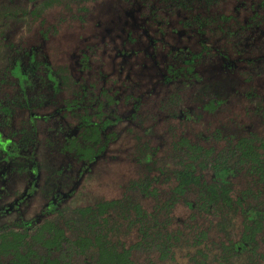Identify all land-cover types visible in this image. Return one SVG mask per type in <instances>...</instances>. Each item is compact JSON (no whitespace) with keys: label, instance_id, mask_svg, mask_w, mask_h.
I'll return each instance as SVG.
<instances>
[{"label":"rangeland","instance_id":"obj_1","mask_svg":"<svg viewBox=\"0 0 264 264\" xmlns=\"http://www.w3.org/2000/svg\"><path fill=\"white\" fill-rule=\"evenodd\" d=\"M16 2L28 9L36 4L33 0H16ZM142 2L88 0L69 4L68 10H65L55 1L52 5L41 7L40 17L43 23L38 21L29 28L24 24L16 29L12 26H9L10 29H5L7 42L15 46L19 45L20 49L25 50L37 46L38 50L42 51L38 53L41 65L46 59L54 68L65 66L80 80L79 84H76L73 77H67L66 83L61 84L59 92H54L48 86L41 87L44 95L54 97L56 93V98L49 103L44 100V106L37 110L38 118L34 122L35 144L32 148L31 145L23 148V152H33L28 165L35 162L38 167L36 181L32 179V175L27 174V171L20 169L22 156L11 163L6 160L5 153L0 149V224L39 223L46 215L38 217V214L43 211L48 201L57 197L56 194L60 195L56 209H75L93 205L98 199H120L128 193L147 212L152 213L159 204L168 200L177 184L174 172L179 167L181 162L179 154L183 155V150L176 154L175 148L172 149L173 143L186 139L222 151L227 148V138L215 140L212 137L205 139L202 136H210L216 128L225 125L226 131L230 129L228 132H234L238 128L241 131L249 130L264 136V121L255 113L257 99L259 95L264 94V64L259 63L256 65L258 67L254 68L255 65L246 62L244 55L231 51L230 43L224 40L226 29L236 28V26H228L229 21L243 22V18L254 12L256 16H264V8L260 10L256 7L258 0H223L215 5H212V2H205L200 7L196 6L195 11L201 10L209 16L210 24L203 32L211 51L195 63L194 72L190 73L189 78L181 77L179 72L175 78L166 68L169 63L177 67L178 62H172L175 57L169 50L170 46L161 44L160 34L153 29L155 27L152 28L162 17L158 15L159 11L153 12L149 4ZM80 7L85 9L76 10ZM218 10L222 11V15L237 16H233L223 25L217 22L215 12ZM212 14L214 16H211ZM144 16L154 20L144 21ZM176 16V14L172 16L171 26L180 28L182 25L177 23L179 17ZM147 26L151 29H146L149 34L144 35V28ZM239 27L244 28L242 25H237V30ZM250 29L256 40L253 48L254 56L261 55L264 53L262 47L264 43L259 41L264 40V20L260 19ZM169 30V27L166 28L165 37L173 45L176 38L173 34L171 36ZM245 33L243 31L233 35L232 40ZM192 34L191 38H185L184 41L190 42L194 51H200L198 42L201 36L197 32ZM148 35L154 40L159 39V43L153 49ZM82 50L88 52V57L83 59L87 65L80 72L81 63L78 62L76 55ZM222 50H225L226 56L224 53H219ZM231 61L236 65H230ZM9 67L8 62L5 68L10 71ZM68 71L71 73L70 70ZM8 76L11 78L10 75ZM166 76L171 78L170 81H165ZM10 78L0 83V87L5 84L2 86L5 91L2 92H11L8 83L11 84L14 79ZM81 84L91 87L86 99L89 106L92 100L96 102L99 96L102 97L98 100L100 103L105 101L108 104V98L102 96V90L106 91L107 95L115 94L120 98L116 113L112 111L120 116V119L105 131L110 137L104 142L105 147L90 164L78 159L76 155L78 152L70 149L67 152L63 151L69 138L74 137L69 133V129L77 125V116L71 114L72 110L69 112L62 106H65L68 100L77 99L76 91ZM214 86L219 96L223 93L227 94L228 101L222 108L215 109L212 113L196 109L199 107L196 106L197 102H210ZM173 91L175 97H172ZM247 93H254L255 96L248 97ZM138 96H140L139 108L133 119H130L131 112L134 113L131 102ZM172 99L178 101V111L182 110L187 114L191 109L188 117L165 116L170 113L165 108H171ZM19 107L14 108L11 115L10 123L15 131L23 126L29 127L30 110ZM160 108L164 109L160 110ZM91 111H94V108ZM2 129L5 134L11 132L6 125L2 126ZM13 135H15L14 141L20 138V134L13 133ZM143 145L147 146L146 153H143ZM150 150L153 151L151 161L145 162L141 158ZM2 170L7 171V175L3 178H1ZM205 173V180L209 181L213 171L209 170ZM144 176H153L148 189L154 190L155 195L144 196L138 188H131L133 181ZM226 178L231 181L232 195L237 194L246 182L251 180L250 177L243 175L237 177L229 175ZM33 182H35L34 186ZM189 197L194 200L197 195L194 192ZM159 214L163 215L160 211ZM169 215L171 221L167 224V228L170 231L181 232L172 247V253L169 254L173 258L163 259L155 249L149 251L132 249L131 259L134 264H195L197 260H202V264H226L222 252L224 245L239 242L243 231V215L240 211L233 214L231 224L225 229L221 227V222L219 223L223 218L219 213L213 214L188 206L182 197L175 202ZM202 231H205V235L201 238L198 234ZM122 238L126 246L135 243L137 230H131ZM257 239V254L250 256L249 252L243 250L240 256L232 259L233 264H243V262L264 264V226L258 233ZM197 250H201L205 256L199 254Z\"/></svg>","mask_w":264,"mask_h":264},{"label":"trees","instance_id":"obj_2","mask_svg":"<svg viewBox=\"0 0 264 264\" xmlns=\"http://www.w3.org/2000/svg\"><path fill=\"white\" fill-rule=\"evenodd\" d=\"M53 1L59 0H41L40 4L46 7ZM40 4L32 11L35 18L40 16ZM13 6H5L0 11V17L12 20L26 14L25 9ZM25 58L26 61L21 57L12 61L13 74H18L23 68L25 73L31 71L33 54ZM1 60L6 64V57L0 55ZM47 72L51 73V70L47 69ZM26 76L23 74L19 80ZM49 77L53 78L52 74ZM214 93L211 94L210 102L199 109L212 113L219 106V99L213 103ZM260 110L258 113L264 116L263 107ZM106 124L102 122L87 128L92 129L93 134L86 136L85 142L79 146L78 152L83 157L92 159L105 147L106 138L100 137V127ZM223 131L221 128L216 129L212 138L219 140L221 134L224 135ZM225 138L228 141L227 148L233 151L216 152L212 147L207 148L186 139L177 142L176 154L183 150V155L179 154V167L174 172L177 184L168 200L159 204L152 213L125 193L120 199H98L93 205L59 209L53 216L34 225H0V264H134L131 259L132 249H155L163 259L173 258L169 254L181 232L170 231L167 224L171 221V208L181 197L188 206L213 214L219 213L223 217L219 223L225 229L231 224L233 214L241 212L243 231L239 242L225 244L223 247L226 264H233L234 255L240 256L243 250L249 252L250 256L256 255L258 233L264 226V137L242 135L233 142L234 136L230 133L225 134ZM91 141L98 144L93 145ZM74 143L75 140H72ZM151 156L148 154L144 158L145 162H150ZM229 160L232 161L231 165L227 164ZM209 170L213 171L214 177L208 181L205 180V171ZM226 175H243L251 180L234 196L231 194V181ZM152 179L153 176H144L134 181L131 188H138L144 196L155 195L154 190L148 189ZM194 192L197 198L192 200L189 196ZM133 229L137 230V240L126 246L122 237ZM204 235L205 231L198 234L201 238ZM197 251L204 255L201 250ZM195 262L203 263L202 260Z\"/></svg>","mask_w":264,"mask_h":264},{"label":"flooded vegetation","instance_id":"obj_3","mask_svg":"<svg viewBox=\"0 0 264 264\" xmlns=\"http://www.w3.org/2000/svg\"><path fill=\"white\" fill-rule=\"evenodd\" d=\"M32 1V0H31ZM36 1V4L34 3L33 8H25L24 5L22 4H18L16 2V0H2L0 1V11L7 5H14L13 7L16 8H23L25 9L26 14L22 17V18H15L12 20H6L4 18H1V24H0V55L6 57V64L9 62L10 63V71L8 69H6V64L3 63V60L0 61V80H1V84H2V80H9V76H11L10 79H14L12 80V83H8V85L11 87V92L7 93V92H2L5 91L2 86L5 85L3 84L0 87V149L5 153V157L6 160L8 162H13V160L15 161V159H17L19 156H22V162L20 164V169H22L23 171H27V174L32 175L33 176V180L36 181L35 179H37L36 176L38 174V167L35 165V162L30 163L28 165V162H31V155L33 154V152L31 153H26L23 152V150L25 148H27L26 145H31V148L33 147L32 145L35 144V140H36V136H35V120L38 118L37 115V110L42 108L44 106L45 103H43V101L45 100L46 102H53V100H55L56 96L54 94L53 96H47L44 95L43 90L41 89V87H47L51 88L54 92H59L60 88H61V84H65L67 77H73V80L75 81L76 84H79V80L80 78L74 76V73L72 72L71 69H68L65 66H57V67H53L52 64L48 61V60H44L43 61V65H41V63L39 62V57H38V53L42 51L38 50L37 46L31 47L28 50L25 49H20L19 45H12L9 42L6 41V36H5V29L9 28V26H12V28L16 29L21 27L22 25H27V28L33 26V23H36L39 21V23H43V19H41V15L39 16L40 18H35L34 16H32V11L36 8V6H38V4H40L41 0H33ZM88 0H59L57 1L58 5H62L63 8L65 10H68L69 8V4L72 3H81V2H85ZM129 1V0H128ZM143 1L142 3H146V5L149 4V6H151L152 8H150V10H152L153 12L155 11L156 13L159 11L160 13H158V15H160L162 18H159L155 25L152 26L155 27L153 29L156 30V33L160 34V42L161 44L165 43L167 46L169 45V50L173 53V57H175L174 61L172 62H178V66L175 67L173 66V64L169 63L167 64L166 68L168 69V71L173 75V77H177V73L179 72V74L181 75V77L183 78H189L190 77V73L194 72V65L195 63L202 59L204 57V54H209L211 49L209 48L207 41H206V37L204 36V28L206 26H208L210 24V19H208L209 16H207L205 13H203L201 10H199V12L195 11L194 9L196 8V6L200 7L202 6L205 2H212V5H215L217 2H222L223 0H140ZM55 1L51 2L49 5H52V3H54ZM17 3V4H16ZM48 6V5H47ZM46 6V7H47ZM86 7V5H84ZM140 6V4H139ZM45 8L43 7L41 4L39 5V9ZM256 7H259L260 10L261 8H264V0H258V4L256 5ZM80 9H85L83 7L80 8H76V10H80ZM164 10V11H163ZM236 12V10H234V13ZM35 13H38L35 12ZM40 14V13H39ZM176 14L179 19L178 22L179 24H181L182 26L177 27V26H171L173 19L172 16ZM216 14V18H217V22L219 21V23L227 24L226 21L230 20L233 16H237L236 14H232L230 16L227 15H222V11L220 12L218 10V12H215ZM205 16L204 18L202 16ZM176 16V17H177ZM211 16H214L213 14ZM29 17V18H28ZM259 15L256 16V13L254 12L253 14H251L250 16H247V18H243V22L240 21H229V24H227L228 26H236V28H232V29H226V36L224 37V40H226V43H230V50L234 51L236 54H242L245 57V60L247 63H251L250 65H255L253 66L254 68H257L258 66H256L259 63H263L264 64V53L263 54H259L257 56H254V42L255 40V36L251 34L252 29H250V27L254 26L255 23H258L259 20L261 19V21L264 20V16L259 17ZM203 18V19H202ZM41 19V20H40ZM147 20V22H151L154 20V18L148 19L146 18V16H144V21ZM239 20V19H238ZM212 21H216V20H212ZM176 22V21H175ZM237 25H242L244 28H238L237 30ZM169 27V31H171V36L173 34V36L176 38L175 44H170L169 39L167 41L165 35H167V32L165 31L166 28L168 29ZM213 27V25H212ZM10 29V28H9ZM146 29H151L150 26H147L144 28V35L145 34H149L147 33ZM213 29V28H212ZM187 31L189 33H187ZM214 31V29H213ZM245 31L246 33L243 35H238L236 40H232L233 35H237V33L243 32ZM10 32V31H9ZM41 32V31H40ZM192 32H197L199 33V35L201 36L200 40H199V46L201 47L200 51L196 50L194 51L192 49V45L190 44V42H185L184 39H188L191 38V36L193 35ZM264 34V32H263ZM183 37V38H182ZM148 40L149 42L153 45L151 46L152 49L159 43V39L154 40L152 38L151 35H148ZM230 41V42H229ZM181 42H184V44H181ZM179 43L181 45H179ZM233 43L234 46H233ZM259 43H264L263 41H259ZM194 45V44H193ZM258 47V44H257ZM262 47H264V45H262ZM37 48V49H36ZM226 50V46L224 47ZM225 50L220 51L219 53H224V55L226 56V52ZM29 54H33V67L31 69V71L29 72H24V68L21 69V72H19L18 74L15 73L13 74L12 72V67H11V63L15 58L21 57L26 61L25 57H29ZM152 55H154V52H152ZM77 59L78 62L81 63V65L79 66L80 68V72L83 71L84 66L87 65V63L83 60V59H87L88 57V52L86 50H82L80 51L77 55ZM8 58V59H7ZM31 58V57H30ZM226 58V57H225ZM254 60V61H253ZM256 62V63H255ZM225 63V61H224ZM2 64V65H1ZM227 64V63H226ZM4 65V66H3ZM230 65L235 66V62L231 61ZM5 68V69H4ZM251 68V67H250ZM47 69L51 70V73L47 72ZM70 70L71 73L68 71ZM68 71V73H66ZM23 74H27V76L25 78H21V80H19V78L23 75ZM52 74L53 78L49 77ZM68 74V75H67ZM9 77V78H8ZM24 79V80H23ZM170 77L166 76L165 77V81H170ZM47 84V85H46ZM6 84V86H8ZM78 86V85H77ZM93 88V87H92ZM91 87H89L87 84H81L80 87H78V90L76 91V96L77 99L76 100H68L67 103H65V106H62L63 109L71 112V110L73 111V113H71L72 115L77 116V125L73 126V128L69 129V133L72 134L74 137L69 138V140L67 141V143L65 144L63 151L67 152V150H71V151H75L78 152L79 146L81 145V142H85L84 138H86V136L91 135L92 129L87 130L88 127H93V125L98 126L99 123L102 122H106L107 124L105 126H101V133L102 135L100 136L101 138L105 139L108 141L109 137L108 135L105 134V131L108 129V127H111L112 125H114L115 123H118L120 116H118L116 113V107H118V101H120V98H118V96H116L115 94H108L107 92L102 90V96H107L108 100V104L103 101V102H99L98 100H100L102 97L99 96L96 98V102H94L92 100V103L94 105V103H96L97 105L93 107L92 103L91 106H89V103H86V99L88 98V94L90 91ZM215 89V90H214ZM175 91L172 92V97L174 96ZM212 92H216V87L214 86L213 91ZM211 92V94H212ZM178 93V92H177ZM254 93H247L246 96L248 97H253L255 95H253ZM215 97L213 98V103H216V99L218 100V104L217 108H222L223 104H225L228 100V96L227 94H221V96H219V94L214 93ZM3 96V97H2ZM259 99H257V103L254 106L255 107V113H257L258 117H261L262 120L264 121V116L260 115L258 113V111L260 112V108L263 107L264 110V94L259 95ZM139 98L140 96H138L137 98H135L134 101L131 102V107L134 108V113L132 114L131 112V117L130 119L135 116L138 108H139ZM103 100V99H102ZM127 101H129L127 99ZM105 102V103H104ZM130 102V101H129ZM202 102V101H201ZM201 102H197L196 106H199L196 109H199L200 107H202V105H204L205 103H201ZM208 103V101H206ZM171 103L173 104L171 106L174 107L173 109H169V108H165L166 110H168V114L166 115H170V116H178V117H188L189 113H183L182 110L178 111L177 106L179 105L178 101L172 99ZM105 105H107L106 110H104L103 108L105 107ZM20 106L19 108L23 107V108H28L29 111V121H28V126H23L21 129L18 130H14L15 128L11 125L10 121H11V115H12V110L16 107ZM94 111H91L93 108ZM109 107H112L109 109ZM164 108H160V110H162ZM159 110V112H160ZM175 110V111H174ZM203 110V109H202ZM114 113H113V112ZM204 111V110H203ZM202 111V112H203ZM207 111V110H205ZM209 112V111H207ZM210 113V112H209ZM46 116V115H45ZM44 116V117H45ZM48 117V115L46 116ZM6 125L7 128L11 131L9 133H4L2 126ZM226 126V125H225ZM220 127L221 129H224V131H226V127ZM26 128V129H25ZM218 129V128H216ZM247 130V129H246ZM230 131V129L228 130ZM223 132V134H221V138L225 139V134H227V132ZM215 132V131H214ZM13 133L15 134H20V138H17L16 141H14L13 139ZM232 133V135L234 136L233 142L237 140V138L239 136L242 135H250L253 134L257 137H264V136H259L256 132L253 131H241L238 128L236 129V131L234 132H228V134ZM227 134V135H228ZM213 132L210 134V136L204 135L202 136V138L205 139H210L211 137H213ZM72 140H75V143L72 144ZM32 142V143H31ZM91 143L93 145H97L98 142H93L91 141ZM177 143H173V148H175V153L178 151L177 147H176ZM13 147V148H11ZM24 148V149H23ZM209 148V147H207ZM214 148V147H212ZM143 153H146L147 151V146L143 145ZM215 150V148H214ZM225 151H233L234 149L232 148H224ZM222 150V151H224ZM22 151V152H21ZM102 151V150H101ZM173 151V150H172ZM216 151V150H215ZM220 151V152H222ZM235 151H237L235 149ZM152 150L149 151V153L145 154L144 157H142L141 159L144 160V158L148 156V154H152ZM219 152V151H216ZM77 158L78 159H82L86 163V164H90L96 157L97 155L93 156L92 159H87L85 157H83V155H81L79 152L78 154L76 153ZM146 161V160H145ZM228 165L232 164V161L229 160V162L227 163ZM6 169V168H3ZM244 173V172H243ZM7 175V171L6 170H2L1 171V178L5 177ZM212 177H214V174L211 175ZM234 177V176H232ZM236 177V176H235ZM134 182V181H133ZM248 183V182H246ZM35 182H33V186H34ZM27 193V192H26ZM25 193V194H26ZM238 194V193H237ZM235 194V195H237ZM234 195V196H235ZM55 196H57L56 198H53L52 200L48 201L45 204V208L43 209L42 212H40V214H38L40 216H44V219L53 216L55 213V211L59 210L56 209L57 206L59 205L57 203L58 201V194H56ZM62 196V195H61ZM63 197V196H62ZM56 199V200H55ZM5 209V208H4ZM8 209V207H7ZM43 219V220H44ZM42 220V221H43ZM41 222V221H40ZM39 222V223H40ZM22 223H26L29 225H34L36 223H28V222H22ZM20 223V224H22ZM6 224H10V225H14L16 223H7ZM2 225V224H0ZM239 248H241L239 246ZM223 252V258L225 259L226 257V252L224 251V249L222 250ZM241 255V254H240ZM234 257H236V255H234Z\"/></svg>","mask_w":264,"mask_h":264}]
</instances>
